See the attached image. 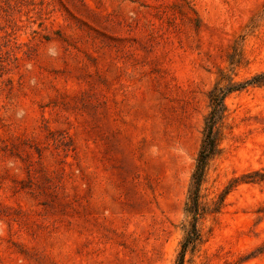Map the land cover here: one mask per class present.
I'll return each mask as SVG.
<instances>
[{"label":"rangeland","instance_id":"rangeland-1","mask_svg":"<svg viewBox=\"0 0 264 264\" xmlns=\"http://www.w3.org/2000/svg\"><path fill=\"white\" fill-rule=\"evenodd\" d=\"M262 74L264 0H0V264H177ZM259 82L183 264H264Z\"/></svg>","mask_w":264,"mask_h":264},{"label":"trees","instance_id":"trees-1","mask_svg":"<svg viewBox=\"0 0 264 264\" xmlns=\"http://www.w3.org/2000/svg\"><path fill=\"white\" fill-rule=\"evenodd\" d=\"M260 79H264V74L259 75L253 80L243 84H232L226 87L218 84L209 93L211 112L206 118L201 149L196 160L195 170L192 174L189 194L185 207V212L188 218L191 219L190 228L182 244V251L177 264H183L187 249L190 246H193L199 239L197 221L201 212V191L210 162L217 154L220 153L217 127L224 118L227 111V106L225 103L226 98L232 92L238 91L248 84L260 83Z\"/></svg>","mask_w":264,"mask_h":264}]
</instances>
